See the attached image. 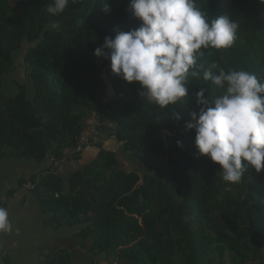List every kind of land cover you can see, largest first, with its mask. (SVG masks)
Listing matches in <instances>:
<instances>
[{
	"label": "trees",
	"instance_id": "1",
	"mask_svg": "<svg viewBox=\"0 0 264 264\" xmlns=\"http://www.w3.org/2000/svg\"><path fill=\"white\" fill-rule=\"evenodd\" d=\"M52 2L0 0V96L26 44L35 92L30 100L19 86L14 99L0 104V169L10 158L36 165L65 158L84 136V122L103 112L104 123L116 125L123 152L156 178L140 185L139 174L122 171L116 156L101 150L100 165L79 171L68 184L43 173L21 181V188L36 184L33 194L56 230L81 228L83 241L93 242L91 255L109 264H264V169L249 166L240 182L224 181L220 166L198 153L195 130L185 127L199 111L201 88L206 97L224 91L203 79L212 63L217 74L244 70L264 82V4L195 0L209 22L229 15L239 26L236 39L228 48H202L189 70L186 98L161 109L139 96L136 82L113 74L110 59L94 55L114 28L139 27L130 0H103L109 12L102 0H70L55 16L47 12ZM105 78L121 89L123 103H108ZM53 264H71L70 257L58 254Z\"/></svg>",
	"mask_w": 264,
	"mask_h": 264
},
{
	"label": "clouds",
	"instance_id": "2",
	"mask_svg": "<svg viewBox=\"0 0 264 264\" xmlns=\"http://www.w3.org/2000/svg\"><path fill=\"white\" fill-rule=\"evenodd\" d=\"M69 2L53 0L47 12L61 14ZM101 9L109 12V2L102 0ZM130 9L141 22L139 27L126 32L114 28V37L106 36L94 55L110 59L113 74L136 82L139 96L161 109L188 95L189 70L203 56L200 50L230 47L239 27L229 15L209 22L195 0H130ZM217 67L212 63L204 68L203 79L224 89L223 93L206 97L201 88L196 93L199 111L190 113L185 127L195 130L198 153L220 166L222 179L240 182L249 166L257 173L264 169V82L244 70L220 69L217 74ZM8 217V210L0 207V231L11 230Z\"/></svg>",
	"mask_w": 264,
	"mask_h": 264
},
{
	"label": "crops",
	"instance_id": "3",
	"mask_svg": "<svg viewBox=\"0 0 264 264\" xmlns=\"http://www.w3.org/2000/svg\"><path fill=\"white\" fill-rule=\"evenodd\" d=\"M32 98L29 99L32 100ZM108 125H112V127L109 132H107L109 127L104 131L98 142V147L87 149L78 161L68 163L58 171L57 176L65 183L68 184L70 177L79 171L96 167L99 164L101 150L114 154L122 171L130 169V160L127 157L129 154L123 152V145L115 137L116 125L113 122H107ZM92 126L93 117H90L84 122L85 136L90 134ZM123 165L128 168L126 169ZM49 168V160L42 165H30L23 160L10 158L2 164L0 176L3 177L4 181L0 188V195L4 196L5 203L1 204L0 207L5 206L9 212L8 219L14 225L10 231H0V254L2 255L0 264H18L12 257H15L14 253H17V250L22 248L27 241L33 242L36 251L32 261L25 258L28 261L26 264H53L58 254L68 255L71 264H109L104 256L91 255L90 250L93 242L85 243L83 241L80 236L81 228H76V231L71 235L65 236H61L62 231L56 230L55 227H51V232H47L48 220L43 219L47 216L42 213L37 197L33 193L22 191L20 183L44 173ZM14 192L15 194L12 196ZM30 205L34 206V212L22 216V213L26 212ZM22 217L25 219L24 223L18 222ZM19 224L25 232L13 229Z\"/></svg>",
	"mask_w": 264,
	"mask_h": 264
},
{
	"label": "rangeland",
	"instance_id": "4",
	"mask_svg": "<svg viewBox=\"0 0 264 264\" xmlns=\"http://www.w3.org/2000/svg\"><path fill=\"white\" fill-rule=\"evenodd\" d=\"M30 48H31V46L26 44L23 47V49L16 55V71L12 76H10L9 78L6 77L4 80V88H3V91H2L1 96H0V104L6 102L8 100L14 99L18 95V93L20 92L19 86H25L27 88V90L29 92V98L34 97V94H35L34 87H33V84L29 83V81H28V76H27L26 66H25V57H26V54L28 53ZM105 87H106V98H107L108 102H110V103L115 102L117 104H120V103H123L125 101L123 98L121 89L120 88H114L110 84V82L107 81L106 78H105ZM108 127H109V129L107 130V132L110 131L112 125H108L107 128ZM8 153H10V152L8 151ZM127 157L130 160V169L124 170V171L129 172V173L139 174L141 176V179H142L140 185L143 184V181L145 179L156 178L155 174L150 173L148 166L146 164L139 162L138 160L133 158L131 154H129V156H127ZM23 161L26 162V164L36 165L35 163H32V162H28L25 160H23ZM98 165H100V164H98ZM123 166L126 169L128 168L125 165H123ZM96 167H94V169ZM0 178H1L0 179V188H1L3 185L4 179L2 176H0ZM57 199H58V195H57ZM4 203H5V198L3 195H0V205L4 204ZM33 212H34V206L32 207L30 205V207L26 210V212L22 213V216H24L27 213H33ZM43 219L45 221L48 220L47 232H51V230H52L51 227L54 228L53 223L50 222V221H52L51 217L47 216V217H43ZM24 221H25V219L23 217L18 220V222H20V223H24ZM11 225H14V223H11ZM13 229L15 231L20 230L22 232H25V231H23L24 229H23V227L20 226V224L17 226H14ZM75 229L76 228L63 229V230H61L62 232L60 235L61 236L71 235L73 232L76 231ZM0 238H1V236H0ZM35 251H36V249H35V245H33V242L27 241L26 243L23 244L22 248H19L17 250V253L15 252L16 254L14 253L15 257H12V258H14L13 260H16L15 262H17L18 264H26L28 262L27 260L31 259L30 261H32L34 259L33 255H34Z\"/></svg>",
	"mask_w": 264,
	"mask_h": 264
},
{
	"label": "built area",
	"instance_id": "5",
	"mask_svg": "<svg viewBox=\"0 0 264 264\" xmlns=\"http://www.w3.org/2000/svg\"><path fill=\"white\" fill-rule=\"evenodd\" d=\"M104 113L101 112L93 117V126L89 135L83 136L79 141L78 145L63 159H56L51 157L50 168L47 172L43 173L42 176L57 175L58 171L68 163L76 162L87 149L92 148L101 139L102 134L107 128V123L103 121ZM22 191L33 193L36 189V184L28 181L22 188ZM59 198V197H58ZM0 258L2 255L0 254Z\"/></svg>",
	"mask_w": 264,
	"mask_h": 264
}]
</instances>
